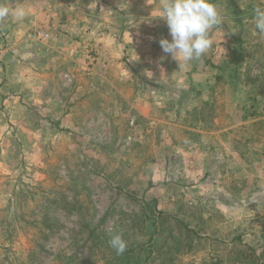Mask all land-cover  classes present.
I'll use <instances>...</instances> for the list:
<instances>
[{
	"label": "rangeland",
	"instance_id": "374dc122",
	"mask_svg": "<svg viewBox=\"0 0 264 264\" xmlns=\"http://www.w3.org/2000/svg\"><path fill=\"white\" fill-rule=\"evenodd\" d=\"M253 1L211 0L224 35L179 65L158 42L99 58L90 21L119 28L114 0H0L26 10L0 20V264H264Z\"/></svg>",
	"mask_w": 264,
	"mask_h": 264
},
{
	"label": "clouds",
	"instance_id": "9594fccd",
	"mask_svg": "<svg viewBox=\"0 0 264 264\" xmlns=\"http://www.w3.org/2000/svg\"><path fill=\"white\" fill-rule=\"evenodd\" d=\"M25 15L26 10L22 5L9 7L0 4V20L9 16L20 20ZM157 17L166 21L171 36L170 41L161 39L160 47L179 65L199 59L209 46V30L222 22L211 0H160ZM253 19L255 29L264 35V0H259L254 8ZM109 244L117 254H122L127 248V242L120 234H114Z\"/></svg>",
	"mask_w": 264,
	"mask_h": 264
},
{
	"label": "crops",
	"instance_id": "0c3cea01",
	"mask_svg": "<svg viewBox=\"0 0 264 264\" xmlns=\"http://www.w3.org/2000/svg\"><path fill=\"white\" fill-rule=\"evenodd\" d=\"M157 3V4H156ZM217 9L219 10L220 16L222 17V22L225 20L224 17V11H226V8L223 4L220 2H213ZM250 6V10L254 11V8L258 5L257 1H253ZM114 4L121 10L119 12L122 17L119 23H117L118 27L111 26L110 22L112 24L113 17H109L108 23H106L107 18L105 19L104 16H98V19H92L90 23L91 25H99L102 27L101 31H94V29L91 30V34H87V37L90 38L91 43L93 44L96 51L99 53V58H103L105 60H109V58L116 57L117 61L120 56V54H123V51L125 49V44L121 43V40H125L124 42L128 41H144L146 43L153 42L159 44V41L161 39H168L171 40V36L169 33V29L167 27L166 21H164L162 18L157 17L159 15V4L160 0H143V6H147L143 9L135 8L132 0H114ZM246 7V5H242L241 2H236L234 4V10L236 13H234V20L237 24H242V13L241 11ZM220 10L222 12H220ZM136 13V15H134ZM125 15V16H123ZM133 15V16H131ZM252 15V13H249V16ZM130 17H133L132 20L129 19ZM254 17V16H253ZM253 17H248L249 21L254 22ZM101 18H104L103 20ZM137 18V19H136ZM252 18V19H251ZM247 19V20H248ZM222 22L219 24V26H222ZM255 25V24H254ZM79 26L77 25V28ZM109 30H106L108 29ZM120 29V30H119ZM119 35H122V37L119 38ZM224 35V32L222 29L215 30L213 32L208 33V39H209V46L208 49H213L212 42L214 43L215 40L219 42L220 36ZM210 36V37H209ZM160 45V44H159ZM216 50L219 53H221L220 46L216 45ZM162 50V49H161ZM168 55V53H165V56ZM166 63V62H165ZM168 68H171V66H168ZM206 70V67H204ZM202 69V71L204 70ZM198 72L200 73L201 70L199 69ZM196 75H198L196 73ZM195 75V76H196ZM202 101H194L193 107L197 106Z\"/></svg>",
	"mask_w": 264,
	"mask_h": 264
},
{
	"label": "built area",
	"instance_id": "2783aa9c",
	"mask_svg": "<svg viewBox=\"0 0 264 264\" xmlns=\"http://www.w3.org/2000/svg\"><path fill=\"white\" fill-rule=\"evenodd\" d=\"M40 36H42L44 38H48L49 37V34L41 31L40 32Z\"/></svg>",
	"mask_w": 264,
	"mask_h": 264
}]
</instances>
